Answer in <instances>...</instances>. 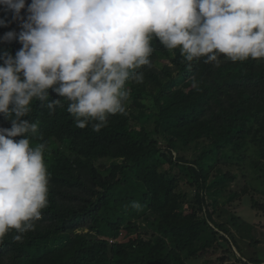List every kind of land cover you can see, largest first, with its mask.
<instances>
[{
	"label": "trees",
	"instance_id": "1",
	"mask_svg": "<svg viewBox=\"0 0 264 264\" xmlns=\"http://www.w3.org/2000/svg\"><path fill=\"white\" fill-rule=\"evenodd\" d=\"M12 15L0 5L10 21L0 37L22 30ZM150 46L142 81L126 82L125 112L99 131L92 119L78 127L53 89L33 98L22 119L38 124L30 147L45 145L47 205L34 229L0 240V264H264L246 254L261 244L251 218L264 214V58L218 54L217 66L154 35ZM21 47L0 39V65ZM14 118L0 113V128ZM246 201L251 218L238 213Z\"/></svg>",
	"mask_w": 264,
	"mask_h": 264
},
{
	"label": "clouds",
	"instance_id": "2",
	"mask_svg": "<svg viewBox=\"0 0 264 264\" xmlns=\"http://www.w3.org/2000/svg\"><path fill=\"white\" fill-rule=\"evenodd\" d=\"M0 5L22 28L0 37L22 44L0 65V113L15 117L11 128H0V240L10 229H34L47 205L45 145L30 147L25 134L38 124L22 119L33 98L45 101L51 88L70 101L78 127L92 119L99 131L108 114L125 112L126 82L143 78L135 69L151 66L153 35L188 62L206 57L218 66V54L233 62L264 58V0H31L26 18V0Z\"/></svg>",
	"mask_w": 264,
	"mask_h": 264
},
{
	"label": "rangeland",
	"instance_id": "3",
	"mask_svg": "<svg viewBox=\"0 0 264 264\" xmlns=\"http://www.w3.org/2000/svg\"><path fill=\"white\" fill-rule=\"evenodd\" d=\"M247 207H249V203L247 201L243 202V204L237 208L238 213L246 218H251L249 215H252L253 212L248 210ZM251 221L256 223L259 221L260 223V225L258 224L256 225L259 229H262L257 232L258 239H261V244L256 247H252V248L249 247L248 251L247 248L245 249L243 247L242 248L244 252L247 251L246 254L253 253L256 257H258L260 260L264 262V214H262L260 217H256L253 219L251 218Z\"/></svg>",
	"mask_w": 264,
	"mask_h": 264
}]
</instances>
